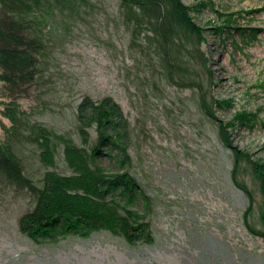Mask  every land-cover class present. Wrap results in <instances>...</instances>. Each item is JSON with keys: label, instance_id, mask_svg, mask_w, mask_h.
Wrapping results in <instances>:
<instances>
[{"label": "rangeland", "instance_id": "374dc122", "mask_svg": "<svg viewBox=\"0 0 264 264\" xmlns=\"http://www.w3.org/2000/svg\"><path fill=\"white\" fill-rule=\"evenodd\" d=\"M83 2L47 19L41 78L27 98L0 99V143L11 107L29 126L82 146L78 106L111 97L129 122L132 172L152 202L155 242L132 246L101 231L36 244L19 226L33 199L0 191V264H264V194L253 173L264 167V0H183L199 10L201 44L174 36L163 48L144 29L152 45L142 54L130 47L119 0ZM226 18L233 24L224 29ZM88 131L95 138V128ZM14 146L40 186L47 171L72 172L63 146L51 167L39 145Z\"/></svg>", "mask_w": 264, "mask_h": 264}, {"label": "trees", "instance_id": "16d2710c", "mask_svg": "<svg viewBox=\"0 0 264 264\" xmlns=\"http://www.w3.org/2000/svg\"><path fill=\"white\" fill-rule=\"evenodd\" d=\"M83 1L86 0H0L2 101L13 105L28 97L43 73L47 19L56 11L74 10ZM198 11L183 0H119L118 4L119 16L131 35L130 47L136 48L139 54L152 45L142 38L144 29L160 38L163 48L173 43L174 36L175 41L201 44L205 30L196 21ZM230 21L226 18L224 29L232 27ZM235 29L240 30L243 38H248L243 27ZM197 55L202 65H206L205 58ZM166 59L170 69L171 58ZM202 106L215 119L205 99ZM6 115L12 126L7 129V142L0 143V191L26 193L34 201L19 219L22 233L36 244L88 237L101 231L120 236L132 246L155 242L149 220L152 202L132 172L129 122L121 106L111 97L101 100L85 97L78 106L82 146L53 134L42 125L29 126L11 107L7 108ZM253 121L243 117L240 123L251 126ZM92 128H95V138L88 131ZM22 142L39 145L41 160L50 167L55 164L58 147L63 146L71 174L47 171L42 185H38L27 174L23 159L15 150L14 143ZM253 173L264 194V167L253 165Z\"/></svg>", "mask_w": 264, "mask_h": 264}]
</instances>
